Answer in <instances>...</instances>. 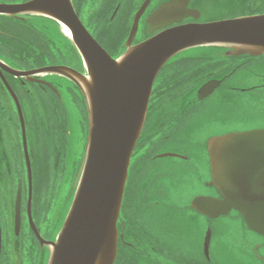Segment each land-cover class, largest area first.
<instances>
[{
    "label": "flooded vegetation",
    "instance_id": "af4514ba",
    "mask_svg": "<svg viewBox=\"0 0 264 264\" xmlns=\"http://www.w3.org/2000/svg\"><path fill=\"white\" fill-rule=\"evenodd\" d=\"M33 1L0 0V7ZM145 1L72 0L78 16L96 38L99 32L94 29L96 23L86 18L87 10H94L91 14L100 15L105 29H112L111 35L102 34L111 41L108 52L113 58L118 56L113 40L119 37L127 41L134 17ZM169 1H150L132 45L157 34H149L147 19ZM188 8L198 11L200 17L185 19L182 24L209 23L264 14V0H189ZM209 13L221 18L208 20ZM45 22L50 30L45 29ZM59 30L57 22L41 15L0 13V264H47L50 248L41 244L30 224V179L32 221L42 239L56 241L60 229L46 235L40 198L55 197L57 186L71 179L67 169H73L85 154L87 104L77 85L55 74L33 75L28 80L9 72H34L60 65L82 72L71 57L60 60ZM50 31L58 33L57 39L52 37V51L46 45ZM18 46L23 49L21 54L14 52L13 47ZM216 52L208 57L182 53L183 57L178 58L180 54L172 59L154 82L129 168L115 264H264V236L250 229L240 210L232 208L226 215L211 218L192 206L198 197L223 200L222 178L235 176L234 171L219 169L211 185L210 140L264 131V55L235 56L233 50L225 48ZM7 84L22 110L27 155L19 111ZM207 85L213 86V91L204 97L200 91ZM72 104L78 113L68 107ZM75 120L82 126L79 144L73 132ZM71 140L79 153L74 160L70 157ZM171 143L183 150L171 152L178 157L160 162L163 159L157 157L168 153L160 151ZM188 153H197L196 160ZM216 163L221 167L220 160ZM186 176L187 201L180 203L181 195L174 184Z\"/></svg>",
    "mask_w": 264,
    "mask_h": 264
},
{
    "label": "water",
    "instance_id": "95a60500",
    "mask_svg": "<svg viewBox=\"0 0 264 264\" xmlns=\"http://www.w3.org/2000/svg\"><path fill=\"white\" fill-rule=\"evenodd\" d=\"M150 1L146 0L135 15L126 51L118 59H113L89 33L72 0H35L23 6L0 7V13L41 15L57 22L64 33L69 32L67 37L81 57L86 73L63 66L34 72L9 69L14 77L28 80L39 74L65 77L77 85L87 104L89 130L83 166L56 241L43 240L32 221L30 179V224L41 244L50 248L48 264H115L118 221L129 168L143 130L154 82L164 66L185 51L200 47L233 50L235 56L264 55V14L182 24L185 19L200 17L198 11L188 8L189 0L162 4L147 19L149 34L159 33L133 46L139 21ZM212 87L207 85L200 95L208 96ZM8 88L19 111L27 155L22 110L14 92ZM248 134L210 140L211 185L219 169L234 171L235 176L222 178L223 200L198 197L192 206L211 218L226 215L232 208L240 210L250 229L264 236V131ZM168 157L178 156L164 154L157 158ZM218 160L221 167L216 166ZM28 165L31 178L29 158Z\"/></svg>",
    "mask_w": 264,
    "mask_h": 264
},
{
    "label": "rangeland",
    "instance_id": "374dc122",
    "mask_svg": "<svg viewBox=\"0 0 264 264\" xmlns=\"http://www.w3.org/2000/svg\"><path fill=\"white\" fill-rule=\"evenodd\" d=\"M109 10V16L111 15V13L113 12V7L111 6L110 8H108ZM88 11V15L86 18L93 20V22L96 23V26L94 27V29L96 31L99 32V34L97 35L98 39L101 40L102 42H105L108 44V42L106 41V39H104V35L102 33H109L111 35V31L112 29H105L106 23L101 20L100 15H92L91 13L94 12V10L89 9ZM116 13V12H115ZM114 13V14H115ZM87 14V12H86ZM240 13H237L235 15H239ZM92 15V16H91ZM208 20L210 19H215L218 20L219 18H221V16H219L218 14H212L209 13L207 15ZM103 24H101L102 22ZM49 23L45 22L44 23V27L47 30H50L49 28ZM60 35H61V40L63 42L64 45H68V41L70 42V40L67 38V35L64 33L63 29L60 28L59 30ZM51 36L50 41L54 42L52 37L54 38H58V33H53L52 31L48 32ZM106 36V35H105ZM109 36V35H107ZM109 38H112V36H110ZM124 40V38L119 39V37H117L116 39L113 40V44H118L120 41ZM110 41V40H109ZM111 45V41L109 42ZM31 44V43H30ZM72 45V43H71ZM49 46L51 48L54 47L53 44H51V42H49ZM47 47V46H46ZM221 48L219 47H200V48H196L193 49L192 51L183 53L189 56H200V57H208V56H213L216 55V51L220 50ZM47 51V48H46ZM124 50L122 51L121 55H123ZM183 54H181L178 58H182ZM120 55V56H121ZM118 57V56H117ZM223 59V57H221ZM68 107H72L73 112L78 113V109L75 107L74 104L68 106ZM82 127V126H81ZM81 127L78 125V123L74 122V126H73V132L75 135V143L79 144V138H78V134H80V129ZM83 130V129H82ZM86 130L88 131V122L86 123ZM214 130H212V132H214ZM211 135V134H210ZM72 140H71V147H72V153H71V159L74 160L77 156H79V153H77V148H76V144H75ZM86 144V143H85ZM81 150V148H80ZM183 150L181 148H179L176 144L171 143V144H167V146L162 149L160 152H168L167 154H171V152H178L180 153V151ZM186 154V153H185ZM191 156H193L194 160H196L195 156L197 155V153H188ZM69 159V158H68ZM174 161H178V160H174ZM160 162H165V159L160 160ZM161 163V164H163ZM166 163V162H165ZM83 166V161H78V163L76 164V166L72 169V168H68L66 172H68V176H71V179L58 185L57 186V195L55 197H51L50 195H46L44 197L40 198V201L44 204V218H45V232L46 235L50 234V233H57L59 231V229L61 230V225L63 224L64 220L66 219V216L69 212V209L71 207L74 195H75V191L78 185V175H80L81 173V169ZM73 170V171H71ZM73 177V178H72ZM190 178V177H188ZM182 180H179V183L174 184V186H176L177 188V193L180 194V198L178 199V201L180 203H184L185 201H187V199H185V189H184V180H187V176L185 178L181 177ZM39 183V182H38ZM42 183H40L38 185V187H41ZM184 195V196H183ZM49 231V232H48ZM48 264V262H47Z\"/></svg>",
    "mask_w": 264,
    "mask_h": 264
},
{
    "label": "trees",
    "instance_id": "16d2710c",
    "mask_svg": "<svg viewBox=\"0 0 264 264\" xmlns=\"http://www.w3.org/2000/svg\"><path fill=\"white\" fill-rule=\"evenodd\" d=\"M99 41V43L104 46L106 48L105 45L108 46L107 43L105 42H102L101 40L97 39ZM51 42V44H53L52 41H49ZM123 44H124V40L120 41L118 44H117V49H116V53L117 54H120V48L123 47ZM46 45H49V43H46ZM109 48V46H108ZM14 49V52L17 51L19 54H21V51H23L22 47L18 46L17 48L13 47ZM16 49V50H15ZM50 50L52 51L53 49L50 48ZM107 50V48H106ZM60 59L61 60H68L70 57H71V61L73 64H75L76 66L78 67H82V60L78 54V52L76 51V49L71 45V42L68 41V45L66 46H60ZM150 158V157H149Z\"/></svg>",
    "mask_w": 264,
    "mask_h": 264
},
{
    "label": "bare ground",
    "instance_id": "6f19581e",
    "mask_svg": "<svg viewBox=\"0 0 264 264\" xmlns=\"http://www.w3.org/2000/svg\"><path fill=\"white\" fill-rule=\"evenodd\" d=\"M50 28V27H49ZM65 34L69 36V32L66 30L65 31ZM80 178V177H79ZM79 181V180H78Z\"/></svg>",
    "mask_w": 264,
    "mask_h": 264
}]
</instances>
